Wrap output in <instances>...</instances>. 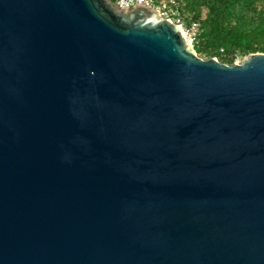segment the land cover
<instances>
[{"label":"water","instance_id":"water-1","mask_svg":"<svg viewBox=\"0 0 264 264\" xmlns=\"http://www.w3.org/2000/svg\"><path fill=\"white\" fill-rule=\"evenodd\" d=\"M0 264H264V53L203 59L143 6L0 0Z\"/></svg>","mask_w":264,"mask_h":264},{"label":"trees","instance_id":"trees-1","mask_svg":"<svg viewBox=\"0 0 264 264\" xmlns=\"http://www.w3.org/2000/svg\"><path fill=\"white\" fill-rule=\"evenodd\" d=\"M178 2L185 20L199 23L200 33L193 44L199 57L231 65L248 54L264 53V0Z\"/></svg>","mask_w":264,"mask_h":264},{"label":"built area","instance_id":"built-area-1","mask_svg":"<svg viewBox=\"0 0 264 264\" xmlns=\"http://www.w3.org/2000/svg\"><path fill=\"white\" fill-rule=\"evenodd\" d=\"M113 4L120 10H128L135 6L152 9L161 17L175 23L192 46L197 41L200 33L199 23L184 19L180 13L178 0H115Z\"/></svg>","mask_w":264,"mask_h":264},{"label":"rangeland","instance_id":"rangeland-1","mask_svg":"<svg viewBox=\"0 0 264 264\" xmlns=\"http://www.w3.org/2000/svg\"><path fill=\"white\" fill-rule=\"evenodd\" d=\"M240 59L236 60V61H239Z\"/></svg>","mask_w":264,"mask_h":264}]
</instances>
